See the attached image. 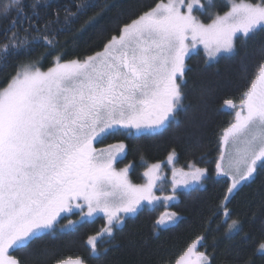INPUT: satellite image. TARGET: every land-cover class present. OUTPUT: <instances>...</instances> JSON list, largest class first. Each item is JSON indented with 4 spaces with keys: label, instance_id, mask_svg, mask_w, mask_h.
I'll return each instance as SVG.
<instances>
[{
    "label": "snow or ice",
    "instance_id": "snow-or-ice-1",
    "mask_svg": "<svg viewBox=\"0 0 264 264\" xmlns=\"http://www.w3.org/2000/svg\"><path fill=\"white\" fill-rule=\"evenodd\" d=\"M80 42L91 54H77ZM223 58L235 68L214 67ZM233 90L239 103L214 110L232 116L215 173L195 160L176 168L175 143L199 146L212 106ZM113 136L166 138L171 194H155L162 163L133 183V165L117 167L123 140L95 147ZM209 183L227 185L222 201L175 255L159 236L178 212L161 213L148 236L129 227ZM100 214L104 227L85 241L95 264H264V0H0V264H86L52 241Z\"/></svg>",
    "mask_w": 264,
    "mask_h": 264
},
{
    "label": "trees",
    "instance_id": "trees-1",
    "mask_svg": "<svg viewBox=\"0 0 264 264\" xmlns=\"http://www.w3.org/2000/svg\"><path fill=\"white\" fill-rule=\"evenodd\" d=\"M98 2L103 3L104 0H98ZM66 39L68 40V43L65 44L64 47L65 50L71 54L75 46L71 41L70 35H62L60 37L62 42ZM43 51L44 48L38 47L35 55H39ZM76 51L77 54L81 56L91 54L87 51L86 45L83 42L79 43V47ZM199 53L200 55L194 57V60L203 57V52L201 50ZM51 58V56H46L43 59L45 69L49 65ZM237 59L238 58L220 59L219 63L214 65V67L220 68L222 72L229 67L235 68ZM239 96L240 91L233 90L218 98L217 102L212 106V116L208 128L204 131L199 146L183 139L175 143L177 152L175 165L177 167L186 168L188 162L195 160L198 162L199 166L207 167L213 174L215 173L216 160L220 155L219 134L223 127L227 126L228 122L232 119V116L227 112L217 113L214 110L223 104L224 99H233L238 104ZM122 140L127 145V155L117 166L121 167L129 163L133 165L130 171V179L133 183H143V172L145 168L150 164L165 160L170 147L172 146V144L164 137H144L139 140L128 141L124 140L121 136L110 137L100 145L105 147L109 144L119 143ZM141 154L144 157L143 161L140 159ZM166 185L167 184L162 181L159 183L158 190L155 192L159 193L162 187L167 188ZM226 188L227 185L224 183H209L205 186V190L193 193L191 196L180 193L178 194V203H173L171 207H166L162 202L154 210L145 209L139 214L134 222L129 221V227H132L133 224H135L145 236H148L151 233L152 222L160 216L161 213L165 210H168L169 212H178L182 217V222L168 231L162 232L159 236V240L166 241L168 247L173 250V255H175V253L183 249L186 244H190L196 240L197 236L202 232L201 224L207 220L216 205L222 201ZM229 207L239 210L236 201H233ZM221 218V216L215 217L211 222V228L215 229ZM63 222L64 221H61V223ZM104 223V217L97 216L88 222L81 223L75 228V230L60 235L58 239L52 241L57 254L66 258H75L79 256L85 259L86 264H95V262L88 260V247L85 241L88 236L95 235L97 232L101 231L104 227ZM222 230L223 229H221V231ZM126 232L127 229H125V233ZM122 235H124V233H117V238L119 239ZM211 236L212 233H209V242ZM258 236V233H253L254 240L258 239ZM106 241L107 238L105 237L101 238L98 243L100 246L107 247L108 245ZM152 246L154 247V245ZM199 250L203 251L202 248ZM120 256V251L108 253V259Z\"/></svg>",
    "mask_w": 264,
    "mask_h": 264
},
{
    "label": "rangeland",
    "instance_id": "rangeland-1",
    "mask_svg": "<svg viewBox=\"0 0 264 264\" xmlns=\"http://www.w3.org/2000/svg\"><path fill=\"white\" fill-rule=\"evenodd\" d=\"M202 51L203 52V48L201 47L200 49H199V51ZM97 147V149H100V148H104V146H96ZM106 147V146H105ZM160 163H162V170H161V175L164 177V179L162 180V181H164L167 185H166V187L167 188H164V187H162V189H160V192L159 193H156L155 192V194L157 195V196H163V195H169V194H171V191H172V179H173V177H172V169H173V165H170V164H168L167 163V160L165 159V160H163V161H161ZM118 167V166H117ZM121 167H124V166H121ZM175 167L176 168H178L179 169V167H177L176 165H175ZM144 177V176H143ZM176 179H180V177L179 176H177L176 177ZM161 181V182H162ZM147 182V178L146 177H144V182L143 183H146ZM161 182H159V183H161ZM159 183L157 184V188H156V190H158V185H159ZM163 201H161L160 203H162ZM164 203V202H163ZM165 204V203H164ZM164 212H169L168 210H165ZM163 212V213H164ZM99 216H103V214H100ZM97 217V216H96ZM96 217H93L92 219H94V218H96ZM70 219H73V220H75V219H77V216H71V217H69ZM67 221L66 220H64V222L63 223H66ZM62 223V224H63Z\"/></svg>",
    "mask_w": 264,
    "mask_h": 264
},
{
    "label": "flooded vegetation",
    "instance_id": "flooded-vegetation-1",
    "mask_svg": "<svg viewBox=\"0 0 264 264\" xmlns=\"http://www.w3.org/2000/svg\"><path fill=\"white\" fill-rule=\"evenodd\" d=\"M97 145L99 146L100 144H97ZM97 145H95V147H96Z\"/></svg>",
    "mask_w": 264,
    "mask_h": 264
}]
</instances>
